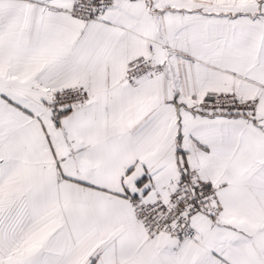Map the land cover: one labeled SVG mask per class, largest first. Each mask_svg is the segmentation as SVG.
Segmentation results:
<instances>
[{
  "label": "snow or ice",
  "instance_id": "6c2138e0",
  "mask_svg": "<svg viewBox=\"0 0 264 264\" xmlns=\"http://www.w3.org/2000/svg\"><path fill=\"white\" fill-rule=\"evenodd\" d=\"M0 264H264V0H0Z\"/></svg>",
  "mask_w": 264,
  "mask_h": 264
}]
</instances>
